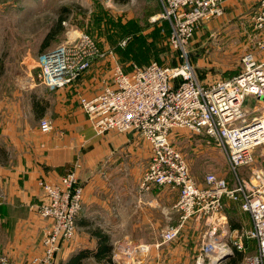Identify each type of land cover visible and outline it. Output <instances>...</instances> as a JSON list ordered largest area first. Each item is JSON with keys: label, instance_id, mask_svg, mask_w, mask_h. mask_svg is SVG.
<instances>
[{"label": "rangeland", "instance_id": "rangeland-1", "mask_svg": "<svg viewBox=\"0 0 264 264\" xmlns=\"http://www.w3.org/2000/svg\"><path fill=\"white\" fill-rule=\"evenodd\" d=\"M260 1L228 0L220 17L197 27L185 45V51L200 82L230 78L245 69V55H264V49L259 48L264 38L255 27ZM160 12L158 0H115L112 4L104 0H0V178L1 173L6 178V168L14 162L16 154L25 157L33 152L34 140L43 141L40 138L44 136L38 134L39 121L42 117L52 118L43 116L41 104L45 97L36 91L45 87L38 80L39 56L72 42L82 33L88 34L101 49L111 51L115 56L99 62L104 65L98 83L101 82L102 88L109 81L115 64L127 71L151 63L177 66L185 59L180 50L169 45V25L159 18ZM51 31L57 33L42 48ZM93 67L86 73H95ZM97 74L99 78L98 71ZM82 93H77L75 102H68V151L72 159L67 170L79 164L82 179L113 160V169L117 172L111 178L119 185L118 192L111 194L115 214L108 221L92 219L93 225L101 224L105 229L115 231L108 234L112 242L110 262L97 263L90 258L85 264H196L204 234L200 222L190 219L176 239L170 243L161 241L162 231L181 221V215L174 209L177 190L153 188L147 195L140 190V179L151 156L149 144L140 135L132 141L128 135L115 131L96 134L78 104L81 96L91 95ZM56 108H49V111L59 117L60 111ZM171 141L199 184L208 173L232 178L227 157L213 139L175 129ZM77 151L81 152L78 156ZM255 168L264 171V146L255 151L252 167L242 168L240 174L248 176ZM95 176V182H98L101 174ZM0 190L2 208L11 199L2 192V187ZM39 203L31 209L41 225L44 220L37 210ZM82 212L85 213V202ZM81 215L74 238L62 245L55 264L66 262L73 254L93 247L89 232L79 228ZM223 215L232 228L233 224L238 228L250 226L248 216L233 205L228 204ZM34 227L35 221L32 223L27 217L17 221L1 217L0 258L7 257L19 263L39 255L42 232L40 229L32 232Z\"/></svg>", "mask_w": 264, "mask_h": 264}, {"label": "built area", "instance_id": "built-area-1", "mask_svg": "<svg viewBox=\"0 0 264 264\" xmlns=\"http://www.w3.org/2000/svg\"><path fill=\"white\" fill-rule=\"evenodd\" d=\"M104 1L112 4L115 0ZM227 1L158 0L159 18L169 25L168 43L180 50L185 60L174 67L151 63L134 66L131 71L115 64L102 90L81 96L79 105L96 134L115 131L128 135L139 129L135 134L149 144L151 156L140 179V190L148 194L153 188H169L178 193L174 209L181 221L162 231L163 243L176 239L186 221L194 219L204 230L196 264H215L219 257L228 255L220 263L226 264L235 252L243 254L238 264H264V171L255 168L248 176L240 174L242 168L252 167L255 151L264 146V63L248 54L241 73L204 83L196 76L185 51L197 27L220 17ZM255 27L264 38V0L260 1ZM259 48L264 49V39ZM109 57H115L113 52H105L82 33L39 56L38 80L48 90L57 91ZM250 97L259 101L252 111L245 108ZM39 129L44 135L50 134L53 122L43 118ZM175 129L213 139L227 157L232 178L208 173L199 184L172 145ZM78 167L67 170L56 183L38 181L41 199L37 210L45 221L42 252L19 263L2 257L0 264L56 263L62 245L74 238L83 210L85 190ZM228 204L248 216L249 227L229 225L223 215ZM248 250L253 252L249 254Z\"/></svg>", "mask_w": 264, "mask_h": 264}, {"label": "crops", "instance_id": "crops-1", "mask_svg": "<svg viewBox=\"0 0 264 264\" xmlns=\"http://www.w3.org/2000/svg\"><path fill=\"white\" fill-rule=\"evenodd\" d=\"M255 58L258 62L264 63V55H255ZM103 66L102 63L95 64L93 68L97 69L92 71H95V73H86L71 87H65L54 92L49 91L46 87L36 89L37 94H42L43 98L45 97V102L41 104L43 116L50 115L52 117L51 119L53 120L48 119L53 122L54 130L50 134L44 135L39 129L38 134L44 136V138H40L43 141L36 142L34 140V146H32L33 152L30 154L27 153L25 157L16 154L14 156V162L6 168V178L1 173L0 187L3 188L2 192L4 194L6 193L5 195L11 201L9 204L0 208V219L2 217L4 220L10 218L12 221H17V219L27 217L32 223L35 221V227L32 229V232L39 229L40 233L42 232L45 221H42L40 225V220L31 209L41 199V189L37 186L38 181L44 179L50 183H56L67 170L68 164H70L72 159L71 152L68 151V122H70L68 102H75L77 93L84 92L82 93L83 95H93L101 90V82L99 85L98 83L101 80L100 73L103 72ZM97 71L99 72L100 79L98 78ZM94 85L98 86L95 87ZM90 86L94 87L91 88ZM99 86L101 87L99 88ZM255 105H259V101L250 97L245 103V108L252 111ZM55 106L58 107L56 110L60 111L59 117L52 115V111H49V108H55ZM136 135L134 134L131 139L132 141L136 140ZM77 152L76 156L81 153L80 151ZM106 164L107 162L102 169L97 168L90 175L82 179L80 178V182L85 190V213L82 212L79 228L89 232V237L93 243L91 249H95L96 247V240L91 236V231L98 229L106 234L115 232L111 229H105L101 224L93 225L92 223L93 218H103L108 221L115 214L116 210L111 194L118 192L117 187L119 185L115 184L114 179L111 177L117 171L113 169V166H115L113 160L108 166ZM96 171H98L97 174H101V177H98V182H95ZM107 175H109V178ZM39 252H42V244Z\"/></svg>", "mask_w": 264, "mask_h": 264}, {"label": "trees", "instance_id": "trees-1", "mask_svg": "<svg viewBox=\"0 0 264 264\" xmlns=\"http://www.w3.org/2000/svg\"><path fill=\"white\" fill-rule=\"evenodd\" d=\"M62 19L59 20V26H61ZM56 31H51L46 38V43L42 46V48L46 47V44L56 35ZM234 228H238L239 226L233 224ZM91 236L96 240L95 249H83L75 254H73L66 262L61 264H85V260L90 258L94 259L97 263H106L110 262V255L112 251L111 245V237L96 229L95 231H91ZM243 258V254L240 252H235V255L229 259L226 264H238L239 261Z\"/></svg>", "mask_w": 264, "mask_h": 264}, {"label": "water", "instance_id": "water-1", "mask_svg": "<svg viewBox=\"0 0 264 264\" xmlns=\"http://www.w3.org/2000/svg\"><path fill=\"white\" fill-rule=\"evenodd\" d=\"M139 129H134L133 131H131L128 136H129V139L131 140L134 136V134L138 131ZM228 255H224V256H221L217 259L216 263L215 264H220L224 261V259L227 257Z\"/></svg>", "mask_w": 264, "mask_h": 264}, {"label": "bare ground", "instance_id": "bare-ground-1", "mask_svg": "<svg viewBox=\"0 0 264 264\" xmlns=\"http://www.w3.org/2000/svg\"><path fill=\"white\" fill-rule=\"evenodd\" d=\"M216 260V259H215ZM215 260L213 262H215Z\"/></svg>", "mask_w": 264, "mask_h": 264}]
</instances>
